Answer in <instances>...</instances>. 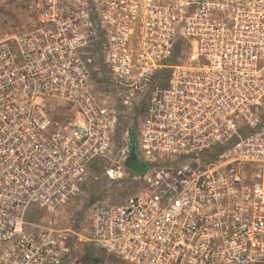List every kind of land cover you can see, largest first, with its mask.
Wrapping results in <instances>:
<instances>
[{"label": "built area", "instance_id": "built-area-1", "mask_svg": "<svg viewBox=\"0 0 264 264\" xmlns=\"http://www.w3.org/2000/svg\"><path fill=\"white\" fill-rule=\"evenodd\" d=\"M29 9L30 29L0 39V264H65L78 242L124 264H264V0ZM127 116L105 177L135 191L88 205L81 232L28 221L97 180ZM132 146L139 173L124 165Z\"/></svg>", "mask_w": 264, "mask_h": 264}, {"label": "rangeland", "instance_id": "rangeland-1", "mask_svg": "<svg viewBox=\"0 0 264 264\" xmlns=\"http://www.w3.org/2000/svg\"><path fill=\"white\" fill-rule=\"evenodd\" d=\"M29 6L30 0H0V39L22 34L30 29L33 17ZM175 63L178 62L175 61ZM167 74L168 72L158 76L159 80L162 81ZM144 106L145 99L140 108V113L143 111ZM131 123L132 121L127 116L126 118H120L115 125L109 159L105 162L97 163L93 167L94 176L97 177V180L88 182L83 193L70 204L56 212L55 215L48 217L47 214L41 212H32L28 215V221L34 224H41L46 219H55L56 223H60L62 227H71L81 232V229L86 227L83 214L89 205L88 201L118 203L135 191L136 186L130 182L125 174H122L120 179L113 181L105 177L106 169L116 165L119 152L124 146L126 131L129 129ZM135 125L137 126V121ZM136 129L135 127L134 131H131L130 134V141L132 143H135L136 140ZM103 262L124 264L116 258L107 256L96 250L87 243L78 242L74 246L70 257L65 261V264H102Z\"/></svg>", "mask_w": 264, "mask_h": 264}, {"label": "flooded vegetation", "instance_id": "flooded-vegetation-1", "mask_svg": "<svg viewBox=\"0 0 264 264\" xmlns=\"http://www.w3.org/2000/svg\"><path fill=\"white\" fill-rule=\"evenodd\" d=\"M96 34L97 39L90 43L89 49L98 59L105 58L110 46L103 44V38L105 37V34L98 27Z\"/></svg>", "mask_w": 264, "mask_h": 264}, {"label": "water", "instance_id": "water-1", "mask_svg": "<svg viewBox=\"0 0 264 264\" xmlns=\"http://www.w3.org/2000/svg\"><path fill=\"white\" fill-rule=\"evenodd\" d=\"M125 167L134 173H139L143 170L144 164H142L136 157L133 146L130 149L129 156L124 163Z\"/></svg>", "mask_w": 264, "mask_h": 264}, {"label": "trees", "instance_id": "trees-1", "mask_svg": "<svg viewBox=\"0 0 264 264\" xmlns=\"http://www.w3.org/2000/svg\"><path fill=\"white\" fill-rule=\"evenodd\" d=\"M167 72H169L168 70H162L161 72H160V74H165V73H167ZM169 76H168V74L166 75V77L164 78V79H167ZM92 203V200L91 201H88V204L90 205Z\"/></svg>", "mask_w": 264, "mask_h": 264}]
</instances>
